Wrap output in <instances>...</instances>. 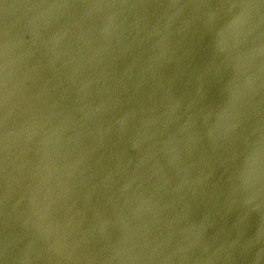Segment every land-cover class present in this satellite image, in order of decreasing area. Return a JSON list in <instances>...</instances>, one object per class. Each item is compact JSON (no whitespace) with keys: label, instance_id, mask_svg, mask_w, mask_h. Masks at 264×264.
Listing matches in <instances>:
<instances>
[{"label":"water","instance_id":"obj_1","mask_svg":"<svg viewBox=\"0 0 264 264\" xmlns=\"http://www.w3.org/2000/svg\"><path fill=\"white\" fill-rule=\"evenodd\" d=\"M0 264H264V0H0Z\"/></svg>","mask_w":264,"mask_h":264}]
</instances>
